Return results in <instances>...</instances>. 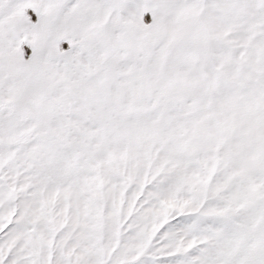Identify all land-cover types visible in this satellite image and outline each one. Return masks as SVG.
Here are the masks:
<instances>
[{
	"label": "snow or ice",
	"instance_id": "6c2138e0",
	"mask_svg": "<svg viewBox=\"0 0 264 264\" xmlns=\"http://www.w3.org/2000/svg\"><path fill=\"white\" fill-rule=\"evenodd\" d=\"M0 264H264V0H0Z\"/></svg>",
	"mask_w": 264,
	"mask_h": 264
}]
</instances>
